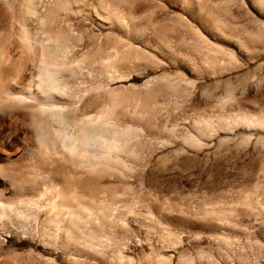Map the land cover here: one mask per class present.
<instances>
[{
  "label": "rangeland",
  "instance_id": "374dc122",
  "mask_svg": "<svg viewBox=\"0 0 264 264\" xmlns=\"http://www.w3.org/2000/svg\"><path fill=\"white\" fill-rule=\"evenodd\" d=\"M143 1L141 40L87 23L110 40L57 62L54 153L0 111V264H264V0ZM85 98L95 128L72 116Z\"/></svg>",
  "mask_w": 264,
  "mask_h": 264
},
{
  "label": "bare ground",
  "instance_id": "6f19581e",
  "mask_svg": "<svg viewBox=\"0 0 264 264\" xmlns=\"http://www.w3.org/2000/svg\"><path fill=\"white\" fill-rule=\"evenodd\" d=\"M76 2L77 0H21L18 5L16 4V8L13 7V9L10 7L11 10L9 11L11 13L9 15L7 14V20L12 29L10 45L19 50L18 56L16 58L2 57L5 51V44L0 45V111L3 114H10L15 110L23 114L25 113L36 126L35 139L37 140L38 146L47 154L54 153L55 147L53 146L60 138L58 129L49 121L47 122L43 116L45 115L43 113L52 109L53 106L49 102L47 103L48 98H57L51 94L57 79H59L60 67L57 62H63L73 57L77 52L83 51L86 46H82V42L89 47V44L97 38L99 39L98 41L103 38L110 40V34L105 32L102 35H100L101 33L98 34V36L96 33L88 31V27L85 24H93L98 29H112L114 31V36H112L114 40L119 42H132L134 40H141L143 37V31L139 23L142 16L140 14L136 15L135 13L145 8L150 16H155L154 9L152 7H145L144 5L146 4L143 0H98L100 10L98 6V8H95L93 5L81 8L75 7ZM163 12L166 13L165 10ZM4 17V15L2 18L0 17V28L3 22H5ZM51 42H61L63 46L61 48L53 47L52 49L49 48V44L52 45ZM107 58L105 56L104 60H107ZM108 67L111 66L109 65ZM102 69L103 72L106 71V66H103ZM123 101L122 98L112 93L111 90L108 91L107 98L97 115L100 116L99 118L102 117L107 121L110 120L114 107L124 104ZM89 106L90 100L86 99L74 108L75 112L72 113V116L79 124L87 126L91 124L93 126L92 123L94 122L92 115L89 113ZM55 116L59 118L57 113ZM85 132L87 134L90 131L85 130ZM11 134L9 133L8 137ZM90 134L88 133V135ZM51 156L53 157V155ZM41 160L43 159L41 158ZM3 197H5L4 193L0 192V198ZM69 197L73 199L77 196L70 194Z\"/></svg>",
  "mask_w": 264,
  "mask_h": 264
}]
</instances>
